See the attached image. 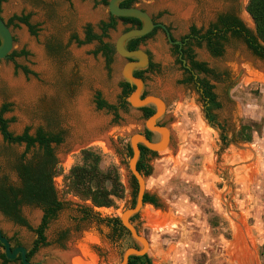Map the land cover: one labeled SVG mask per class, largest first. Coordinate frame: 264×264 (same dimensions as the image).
<instances>
[{"label":"rangeland","instance_id":"obj_1","mask_svg":"<svg viewBox=\"0 0 264 264\" xmlns=\"http://www.w3.org/2000/svg\"><path fill=\"white\" fill-rule=\"evenodd\" d=\"M103 1L3 0L0 6L6 24L15 16L29 17L36 31L18 22L10 25L15 55L0 61V111L9 106L4 114L9 132L34 136L43 129L62 138L52 149L58 173L54 185L64 210L48 224V246L34 254L31 264H121L128 249L141 247L128 231L115 233L106 222L120 219L136 202L130 142L145 131L148 119L123 95L127 62L115 43L131 26L112 16ZM249 2L137 0L131 7L160 25L138 50L153 63L141 71L144 91L165 102L160 123L171 134L167 149L148 158L152 175L144 177L146 194L157 199L158 207L144 205L131 222L149 241L151 264H264V61L231 36L219 57L205 43L193 44L195 60L215 73H195L214 86L221 104L212 125L198 85L187 82L190 75L163 32L166 28L177 41L193 27L204 35L220 16L230 14L257 36ZM106 25L114 27L104 32ZM88 31L102 42L88 43ZM103 45L112 50L109 55L101 51ZM97 95L115 110H99ZM87 150L99 155L101 171L116 173L124 187L110 208L95 207L69 190L70 172L83 165ZM41 154L38 147L7 142L0 131V180L19 187L15 161ZM21 210L31 228L41 225V209L25 205ZM0 228L13 244L32 248L35 235L1 213Z\"/></svg>","mask_w":264,"mask_h":264},{"label":"trees","instance_id":"obj_2","mask_svg":"<svg viewBox=\"0 0 264 264\" xmlns=\"http://www.w3.org/2000/svg\"><path fill=\"white\" fill-rule=\"evenodd\" d=\"M2 1L3 0H0V6ZM108 1L109 0H104L103 2L108 5ZM132 2L133 1L131 0L122 3L121 8H130ZM247 13L252 17L256 25L257 36H254L241 21L232 15L220 18L218 24L210 28L204 35H200L201 33L194 27L191 29V33L193 35H200L198 45L201 46L205 43L209 52L215 57L222 55L224 44L227 42V37L231 36L232 38L242 40L254 56L264 61V46L259 43V41H261L264 44V0H250L247 6ZM125 20L138 26V28L141 27V23L137 19L127 18ZM15 22L27 26L32 34H36L35 28L29 22V17L15 16L11 19L10 24H7L8 27ZM113 27V25H110L109 27L106 25L103 31L106 32L107 29ZM145 38L131 41L129 50L135 51ZM86 40L88 43L93 41L102 42L101 38L93 35L91 31H88ZM101 51L105 55H109L112 52L107 45H103ZM23 55H25V53H23ZM189 61L191 62L193 71H195L197 75H215L206 64L199 63L195 60L192 50L189 51ZM135 77L141 78L142 75L141 73H137L135 74ZM187 82L198 85L201 96L206 104V119L209 123L214 125L216 120L214 112L221 108V104L217 101V96L214 93V86L207 80L199 78L195 80L194 76H190V78L187 79ZM123 87L124 97L127 98L133 93L134 89L127 83L124 84ZM95 103L99 110H115L114 107L107 105L100 95H97ZM123 106H125V104H123ZM8 110L9 106L4 105L0 111V131L4 139L11 144L26 145L27 149H32L38 145L42 150V154L39 157L41 162L37 164L35 163V160L26 161L23 157L15 161L13 168L21 180L20 187L10 185L7 180H0V211L6 218L10 219L15 224L28 227L27 221L22 217L21 207L28 205L38 206L44 209L45 215L42 224L35 231L37 241L30 253V261L34 254H36L41 248L48 246L45 237L46 228L50 221L55 219L57 215L64 210V204L58 200L57 191L53 183V180L58 173L56 172L57 160L52 149L53 145H60L62 143V138L60 135L45 134L42 130L38 132L36 137L29 135L28 132H25L21 136H14L9 132V122L4 119V114L7 113ZM144 111L148 116L153 115V111L148 108H145ZM221 140L224 142L223 134L221 135ZM141 151H143L144 155L141 153L137 169L143 177L147 178L152 175V168L148 165L149 160L146 158L149 150L141 148ZM129 152L132 156V151L130 149ZM83 159V165L74 167L70 172L69 190L84 200H90L95 207H112L114 205V198L124 195V187L120 183L118 175L113 172L105 173L101 171V159L99 155L93 151H83ZM108 183L112 186L110 190L107 188ZM144 205L158 207L157 199L154 196L146 194L144 196ZM134 206L135 202L133 204V207ZM137 216L138 215L134 216L131 219V222H133ZM106 222L111 225L115 233L127 232L122 226L119 218L109 219ZM0 258L3 261V264H9L5 255H1ZM129 264H151V262L148 256L131 257Z\"/></svg>","mask_w":264,"mask_h":264},{"label":"water","instance_id":"obj_3","mask_svg":"<svg viewBox=\"0 0 264 264\" xmlns=\"http://www.w3.org/2000/svg\"><path fill=\"white\" fill-rule=\"evenodd\" d=\"M127 1L131 0H110L108 4L110 14L122 19H137L141 22V27L130 30L121 35L115 43V51L121 58L129 60L122 70V77L127 84L135 88L129 97V103L131 107L135 109H155V114L147 120L145 127L148 131L160 136L161 141L158 143H153L141 134L133 135L131 138L130 147L132 151V158L129 162V170L137 183L138 189L135 206L126 210L122 214L120 221L122 226L129 232L134 241L137 242L141 247L140 249H128L123 256L121 264H129L131 257L146 256L149 248V241L144 238L131 223V219L138 215L144 207V196L147 193L145 178L139 173L137 169V165L141 157L140 146H143L152 152H160L167 149L171 136L168 129L157 126V124L165 115V102L155 96H147L143 98L145 90L144 81L135 77L136 72H141L149 67L150 61L148 54L140 50L130 51L127 49V44L129 42L142 39L150 35L157 27H160V25L155 24L151 16L143 10L131 7L121 8V4ZM164 29L168 33L170 43L179 44L174 43L168 30L166 28ZM14 48L15 38L13 33L0 14V61L9 59L14 53ZM0 244L5 248V255L8 260H15L19 255H21L22 264H31L28 261L27 250L23 247L12 250L8 239L3 236L1 228Z\"/></svg>","mask_w":264,"mask_h":264},{"label":"flooded vegetation","instance_id":"obj_4","mask_svg":"<svg viewBox=\"0 0 264 264\" xmlns=\"http://www.w3.org/2000/svg\"><path fill=\"white\" fill-rule=\"evenodd\" d=\"M133 2H132V4H131V7H132V5L137 1V0H132ZM227 15H230V14H224V15H222V16H220L219 17V19H218V22H219V20H220V18H222V17H227ZM232 16H234V15H232ZM236 19H238L239 21H241L238 17H236V16H234ZM152 18V17H151ZM120 20H122L124 23H125V25H130L131 26V29L130 30H133V29H137L138 28V26H136V25H134V24H132L131 22H127L125 19H122V18H119ZM152 20H153V22L156 24V22L154 21V19L152 18ZM242 22V21H241ZM141 23V22H140ZM244 25V24H243ZM245 26V25H244ZM157 29L158 28H156L150 35H148V36H146V38L145 39H148L150 36H152L156 31H157ZM164 29V28H163ZM162 29V30H163ZM129 30V31H130ZM163 32H164V34L166 35V37H167V39H168V41H169V38H168V33L166 32V30L164 29L163 30ZM170 32V31H169ZM170 36H171V39H172V41L174 42V43H179V44H172V43H170V41H169V43L171 44V46H172V48H173V50H174V53H175V55L178 57V62H179V64L180 65H182V67L184 68V70L185 71H187L188 73H189V75L192 77V76H194L195 77V80L197 79L196 78V72L195 71H193V69H192V66H191V62L189 61V51L190 50H192L193 51V44L194 43H196L197 45H198V42H199V39H200V35H193L192 33H191V31H190V34L187 36V37H185V38H183V39H181L180 41H177L176 39H174L173 38V36L170 34ZM129 46H130V42L127 44V49L129 50ZM139 48H137L136 50H138ZM149 56V55H148ZM150 57V56H149ZM149 61H150V64H149V67H148V69H150V68H152L153 67V63H152V60L149 58ZM126 62L128 63L129 62V60H126ZM147 69V70H148ZM137 73H141V75H142V77L140 78V79H142V80H144L143 79V75H144V72L142 73V72H136L135 74H137ZM132 88V87H131ZM134 90H135V88H133ZM133 90V91H134ZM123 95H124V89H123ZM145 97H147V93L144 91V95H143V98H145ZM123 108H124V106H123ZM144 109L145 108H143V109H139L142 113H143V116L146 118V119H149L150 117H152L154 114H155V109L154 108H148V109H150L151 111H153V115L152 116H148L147 115V113L144 111ZM157 126H159V127H162V128H165L164 127V125H162L160 122L157 124ZM40 130H42L45 134H50V133H48V132H46L45 130H43V129H38L37 131H36V133H35V135H34V137H36L37 135H38V132L40 131ZM141 135H143V136H145L149 141H151V142H153V143H158L159 141H161V137L160 136H158V135H156V134H154V133H152V132H150V131H148L147 129H146V127H145V131L143 132V133H141ZM154 136H158V141L157 142H155V140H154ZM170 141H171V136H170ZM36 147H38V148H40L38 145H36L34 148H36ZM141 148H145V147H143V146H140V150H141ZM148 150V149H147ZM141 153H143V151H141ZM143 155H144V153H143ZM153 155H156V152H152V151H150L149 150V153L146 155V158L148 159L150 156L152 157ZM41 156V155H40ZM40 156H37L34 160H35V163L37 164V163H39V162H41L40 161ZM20 179V178H19ZM134 179V178H133ZM135 180V179H134ZM20 182H21V180H20ZM136 182V181H135ZM53 183H54V180H53ZM137 184V183H136ZM21 186V185H20ZM19 186V187H20ZM55 186V185H54ZM16 187V186H15ZM36 207H38V206H36ZM39 209H41V211H42V213H43V217H42V221H43V218H44V215H45V212H44V209L43 208H41V207H38ZM21 209H22V207H21ZM0 213L5 217V215L0 211ZM21 214H22V210H21ZM23 217V216H22ZM24 218V217H23ZM25 219V218H24ZM26 220V219H25ZM28 223V222H27ZM41 224H42V222H41ZM15 225H18V224H15ZM18 226H20V225H18ZM41 226V225H40ZM39 226V227H40ZM21 227H24V226H21ZM38 227V228H39ZM25 228H28V230L29 231H31V233L32 234H34L35 235V239H34V241L32 242V248L30 249V250H28L26 247H24V245H22V244H20V243H16V244H13V241L11 240V239H9L8 237H6V235L4 234V232H3V236L5 237V238H7L8 239V241H9V243H10V245H11V249L12 250H15V249H17V248H19V247H23V248H25L26 250H27V257H28V261H29V256H30V253H31V251H32V249H33V246H34V244L36 243V241H37V235H36V233H35V231L38 229V228H36V229H33V228H31V226L28 224V227H25ZM0 248H2L3 250H4V253L3 254H0V256L1 255H5V248L0 244ZM6 256V255H5ZM7 259V258H6ZM8 260V259H7ZM0 261H1V264H3V261L1 260V258H0ZM9 261V264H22V260H21V255H19L15 260H12V261H10V260H8ZM29 262H31V259H30V261Z\"/></svg>","mask_w":264,"mask_h":264},{"label":"bare ground","instance_id":"obj_5","mask_svg":"<svg viewBox=\"0 0 264 264\" xmlns=\"http://www.w3.org/2000/svg\"><path fill=\"white\" fill-rule=\"evenodd\" d=\"M104 142V141H103ZM101 143V142H99V146L101 147V148H104L105 150L107 149V145L105 146V143ZM106 142H107V140H106ZM98 144V143H97ZM169 225H170V223H169ZM173 225V224H172ZM171 226V225H170ZM168 228V227H167Z\"/></svg>","mask_w":264,"mask_h":264}]
</instances>
